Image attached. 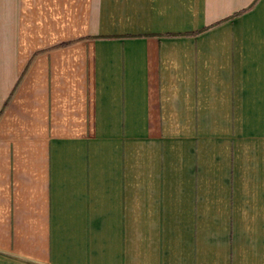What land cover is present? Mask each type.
<instances>
[{"label":"crops","instance_id":"0c3cea01","mask_svg":"<svg viewBox=\"0 0 264 264\" xmlns=\"http://www.w3.org/2000/svg\"><path fill=\"white\" fill-rule=\"evenodd\" d=\"M0 264H264V0H0Z\"/></svg>","mask_w":264,"mask_h":264}]
</instances>
